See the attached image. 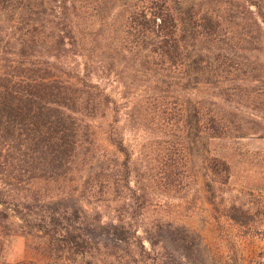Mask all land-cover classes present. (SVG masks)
<instances>
[{
    "label": "rangeland",
    "instance_id": "1",
    "mask_svg": "<svg viewBox=\"0 0 264 264\" xmlns=\"http://www.w3.org/2000/svg\"><path fill=\"white\" fill-rule=\"evenodd\" d=\"M46 3L57 16L64 13V26L77 44L57 57L40 49L42 60L64 68L76 88L92 85L91 95L100 90L109 105L102 102L93 114L87 93L69 104L89 142L74 159L67 192L44 204L99 215L106 229L92 237L103 245L114 244L110 225H124L128 264H264V93L246 91L264 85V67L260 84L241 77L236 85L243 93L207 84L160 93L157 78L141 69L131 49L132 8L121 7L120 0ZM258 56L264 65V49ZM194 108L202 111L200 125ZM214 119L224 129L221 137L212 136ZM216 161L229 171H217ZM106 169L111 177L102 187L86 184ZM232 206L253 209L252 226L232 220ZM36 243L21 233L6 235L0 261L36 257ZM56 257V264H100L70 252Z\"/></svg>",
    "mask_w": 264,
    "mask_h": 264
},
{
    "label": "trees",
    "instance_id": "2",
    "mask_svg": "<svg viewBox=\"0 0 264 264\" xmlns=\"http://www.w3.org/2000/svg\"><path fill=\"white\" fill-rule=\"evenodd\" d=\"M120 1L121 7L133 10L128 22L131 49L141 69L157 78L160 93L190 91L202 84L223 93H243L236 85L243 76L261 83L264 0ZM60 15L46 0H0V246L13 233L39 242L33 249L36 257L14 264H56L58 254L69 252L99 259L100 264H128L124 247L130 236L124 225H110L114 244L103 245L92 237L106 229L99 215L78 206L44 204L67 192V184L74 181V159L89 142L81 132L83 121L68 112L73 110L69 104L87 93L93 114L102 102L109 105L100 90L91 95L92 85L76 88L64 68L42 60L40 49L48 48L57 57L68 44L76 47L64 26V13ZM247 88L264 93V85ZM193 111L200 125L202 111ZM214 121L212 136L221 137L224 129ZM214 168L229 171L219 161ZM107 170L86 184L102 187L111 177ZM255 216L251 208L231 207L230 218L243 225L252 226Z\"/></svg>",
    "mask_w": 264,
    "mask_h": 264
}]
</instances>
